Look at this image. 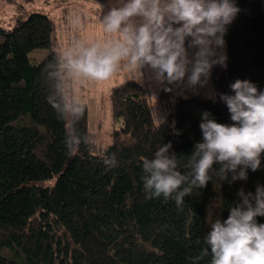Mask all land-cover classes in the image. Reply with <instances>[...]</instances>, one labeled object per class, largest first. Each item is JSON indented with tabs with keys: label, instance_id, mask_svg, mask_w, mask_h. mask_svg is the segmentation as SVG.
Listing matches in <instances>:
<instances>
[{
	"label": "trees",
	"instance_id": "trees-1",
	"mask_svg": "<svg viewBox=\"0 0 264 264\" xmlns=\"http://www.w3.org/2000/svg\"><path fill=\"white\" fill-rule=\"evenodd\" d=\"M241 12L226 36L228 68L213 71L212 86L229 93L236 79L264 90V0H238ZM0 23V264H210L202 241L211 224L227 218L238 190L264 184V166L234 184L213 178L186 197L182 209L171 200L146 199L143 159L171 142L178 156L191 154L201 140V113L230 123L222 102L177 97L166 123L154 119L145 87L130 79L111 89L110 142L97 144L89 110L71 130L89 137L69 156L65 127L46 102L66 96L63 69L54 57L55 24L44 13L16 15ZM48 50L40 61L35 49ZM51 76L43 74L45 66ZM180 135H175L171 125ZM115 157L116 166L104 164ZM187 158L178 161L185 170ZM258 221L264 223V217Z\"/></svg>",
	"mask_w": 264,
	"mask_h": 264
},
{
	"label": "clouds",
	"instance_id": "clouds-1",
	"mask_svg": "<svg viewBox=\"0 0 264 264\" xmlns=\"http://www.w3.org/2000/svg\"><path fill=\"white\" fill-rule=\"evenodd\" d=\"M241 12L238 0H123L103 15L105 39L70 41L54 60L57 70L75 81L102 83L118 72L139 75L167 93L183 99L204 93L222 102L230 123L218 122L210 111L201 113V140L191 154L178 156L171 142L143 159L142 184L146 199L163 198L182 209L193 190L205 188L215 177L234 184L264 166V90L251 80L236 79L229 93L212 87L215 68H228L226 36ZM70 23H75L70 21ZM43 74L51 76L48 65ZM58 101L46 102L65 127L63 144L69 156L88 144L87 135L71 130L84 116L86 105L68 102L58 81ZM163 125L165 118L159 115ZM175 135L180 131L171 125ZM187 158L185 170L178 161ZM115 157L104 164L116 166ZM227 218L214 221L203 237L210 264H264V184L254 191L241 187Z\"/></svg>",
	"mask_w": 264,
	"mask_h": 264
},
{
	"label": "rangeland",
	"instance_id": "rangeland-1",
	"mask_svg": "<svg viewBox=\"0 0 264 264\" xmlns=\"http://www.w3.org/2000/svg\"><path fill=\"white\" fill-rule=\"evenodd\" d=\"M122 3L123 0H0V23L14 26L16 15L23 14L27 18L34 12L47 14L55 24V47L61 52L69 47L73 39H105L100 21L107 11ZM47 53V49L40 48L33 50L31 56L40 61ZM130 79L139 81L145 87L155 121L162 122L159 115L165 120L169 118L178 96L162 91L150 79L142 82L139 75L131 77L123 71L102 83L75 81L65 75L67 100L88 105L89 129L97 144L110 142L116 126L112 113V87ZM199 96L205 97L203 92Z\"/></svg>",
	"mask_w": 264,
	"mask_h": 264
}]
</instances>
